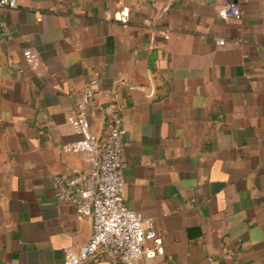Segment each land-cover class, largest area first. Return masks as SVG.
Wrapping results in <instances>:
<instances>
[{"label":"crops","instance_id":"crops-1","mask_svg":"<svg viewBox=\"0 0 264 264\" xmlns=\"http://www.w3.org/2000/svg\"><path fill=\"white\" fill-rule=\"evenodd\" d=\"M6 22L0 264H63L91 236L52 182L88 167L64 146L79 139L67 116L91 77L93 131L122 107L123 201L163 241L140 264H264V0H17ZM90 264L123 263L100 250Z\"/></svg>","mask_w":264,"mask_h":264},{"label":"built area","instance_id":"built-area-1","mask_svg":"<svg viewBox=\"0 0 264 264\" xmlns=\"http://www.w3.org/2000/svg\"><path fill=\"white\" fill-rule=\"evenodd\" d=\"M16 6L17 0H0L1 34L8 33L6 12ZM223 13L230 18H241L239 9L231 4L224 6ZM143 23L152 33L168 38L169 28L157 27L149 18H145ZM214 40L220 44L222 38L214 37ZM22 54L32 68L40 65L36 52L25 49ZM97 84L95 77L84 83L79 100L67 116V122L79 139L64 149L84 153L88 167L70 175H52L56 201L71 206L76 218H89L92 227L85 244L63 250V264H90L92 256L100 250H106L123 264H140L145 258L164 254L163 241L153 223L144 220L139 212L129 209L123 201L126 128L122 107L111 103L105 107L102 134L91 127L88 108L94 100Z\"/></svg>","mask_w":264,"mask_h":264}]
</instances>
